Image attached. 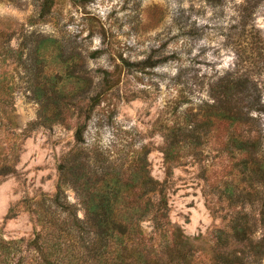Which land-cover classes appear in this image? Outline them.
<instances>
[{"label": "rangeland", "instance_id": "rangeland-1", "mask_svg": "<svg viewBox=\"0 0 264 264\" xmlns=\"http://www.w3.org/2000/svg\"><path fill=\"white\" fill-rule=\"evenodd\" d=\"M43 2L0 0V78L11 88L13 102L8 110L0 106V120L14 119L0 127V159L16 165L0 183L5 238L33 237L37 228L25 201L57 192L59 165L77 148L80 108L98 96L83 146L93 163L99 154L125 173L146 150L151 176L166 186L170 218L188 237L207 238L241 212L255 230L254 242H262V203L231 207L221 197L236 173L220 147L229 133L226 123L215 128L199 155L186 151L171 169L163 149L186 114L200 119L205 106L214 103L211 88L223 78L247 79L249 101L260 96L264 105V0H55L42 19ZM46 38L64 46L63 69L51 51L45 66L32 59L30 49ZM8 45L23 49L24 63L7 57ZM163 59L169 62L145 65ZM72 71L91 80V89L73 100L76 106L64 112L65 122L29 126L39 120V83L53 72L64 77ZM74 82L67 84L66 94L75 89ZM251 116L260 121L254 130L264 150V113L251 111ZM64 195L85 219L81 193L70 185ZM249 264H264V254Z\"/></svg>", "mask_w": 264, "mask_h": 264}, {"label": "trees", "instance_id": "trees-1", "mask_svg": "<svg viewBox=\"0 0 264 264\" xmlns=\"http://www.w3.org/2000/svg\"><path fill=\"white\" fill-rule=\"evenodd\" d=\"M54 3L55 0H44L40 18L51 14ZM48 51L63 69L65 48L57 39L41 40L30 49V55L37 66H45ZM5 53L10 59L25 62L23 49L17 51L8 45ZM168 62L147 60L145 65L155 68ZM1 78L0 106L8 110L13 106L11 88ZM71 79H76L74 84L78 87L66 94ZM91 85V80L76 76L73 71L64 77L60 72L45 76L37 88L39 120L29 126L65 122L64 112L76 106L73 100L85 95ZM251 93L247 79H221L211 88L214 103L205 106L200 119L186 114L185 123L173 131L163 154L171 169L182 153L199 155V148L215 128L226 123L229 133L220 147L236 173L235 182L225 183L221 197L231 207L261 202L260 221L264 226L263 141L258 130H254L260 121L251 116V111L264 113V105L260 96L250 102ZM96 97L80 108L83 118L74 130L77 148L68 152L59 165L57 192L37 201H25L35 219L33 237L9 240L0 231V264H249L250 259L264 254V240L254 242L255 230L244 221L248 217L241 212L207 238L188 237L170 218L166 186L151 176L148 151L140 153L125 173L108 165L99 154L93 163L92 155L83 146L87 144L88 123L99 105ZM13 120L12 116L0 120V127ZM240 128H247L246 134L237 132ZM219 139L223 141L222 136ZM15 171L16 165L7 157L0 159V183ZM70 185L83 197L85 219L79 218L77 207L66 200L64 190Z\"/></svg>", "mask_w": 264, "mask_h": 264}]
</instances>
